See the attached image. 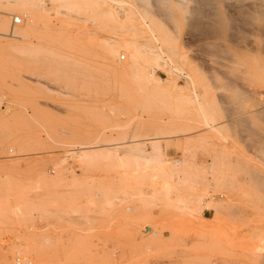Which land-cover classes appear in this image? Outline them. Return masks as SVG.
<instances>
[{"label":"rangeland","instance_id":"1","mask_svg":"<svg viewBox=\"0 0 264 264\" xmlns=\"http://www.w3.org/2000/svg\"><path fill=\"white\" fill-rule=\"evenodd\" d=\"M262 10L0 0V264H264Z\"/></svg>","mask_w":264,"mask_h":264},{"label":"built area","instance_id":"2","mask_svg":"<svg viewBox=\"0 0 264 264\" xmlns=\"http://www.w3.org/2000/svg\"><path fill=\"white\" fill-rule=\"evenodd\" d=\"M26 18L25 12H19V13H12L10 14V23L11 24H17L20 23L21 20ZM124 57V53H120L118 55V59L121 60ZM11 264H32L28 259L24 258L22 255L16 254L13 257Z\"/></svg>","mask_w":264,"mask_h":264},{"label":"bare ground","instance_id":"3","mask_svg":"<svg viewBox=\"0 0 264 264\" xmlns=\"http://www.w3.org/2000/svg\"><path fill=\"white\" fill-rule=\"evenodd\" d=\"M200 1H201V0H200ZM204 2H205V1H204ZM195 4H196V3H195ZM206 4H207V3H206ZM252 5H253V4H252ZM253 6H254V5H253ZM255 7H256V5H255ZM262 11H264V10H262ZM203 12H204V11H203ZM248 12H249V11H248ZM251 12H252V11H251ZM193 13H194V12H193ZM252 13H254V11H253ZM257 13H258V12H257ZM207 14H208V13H207ZM247 14H248V13H247ZM247 14H246V16H248ZM258 15H259V14H258ZM215 16H216V14H215ZM250 16L253 17L252 15H250ZM261 16H262V15H261ZM261 16H260V17H261ZM213 17H214V16H213ZM262 17H264V16H262ZM262 17H261V18H262ZM248 18L250 19V17H248ZM214 19H216V17H215ZM249 19H247V21H248ZM256 19H257V18H256ZM263 19H264V18H262V20H263ZM253 20H254V19H253ZM262 20H261V22H262ZM214 21H215V20H214ZM249 22H250V21H249ZM259 23H260V22H259ZM214 24H215V22H214ZM262 24H264V23H263V22L261 23V27L264 29V27H263ZM230 25H231V24H230ZM258 25H259V24H258ZM213 26H214V25H213ZM215 27H216V26H215ZM215 27H213V28H214L213 31L216 30ZM257 27H260V25L257 26ZM232 28H233V27H232ZM0 34H1V35H2V34L4 35L5 33L0 32ZM7 35H10V34H7ZM9 204H10V203H9ZM15 209H16V208H15ZM14 211H16V210H14ZM14 211H13V212H14ZM17 211H18V210H17ZM11 215H12V213H11ZM11 215H9V216H11ZM4 218H5V217H4ZM10 218H11V217H10ZM13 245H14V244H13Z\"/></svg>","mask_w":264,"mask_h":264},{"label":"crops","instance_id":"4","mask_svg":"<svg viewBox=\"0 0 264 264\" xmlns=\"http://www.w3.org/2000/svg\"><path fill=\"white\" fill-rule=\"evenodd\" d=\"M201 214L204 218H209L213 214V207H203Z\"/></svg>","mask_w":264,"mask_h":264}]
</instances>
